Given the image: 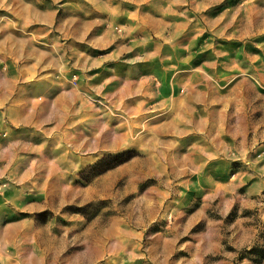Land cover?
Returning a JSON list of instances; mask_svg holds the SVG:
<instances>
[{"label":"rangeland","instance_id":"obj_1","mask_svg":"<svg viewBox=\"0 0 264 264\" xmlns=\"http://www.w3.org/2000/svg\"><path fill=\"white\" fill-rule=\"evenodd\" d=\"M20 2L0 264H264V0Z\"/></svg>","mask_w":264,"mask_h":264},{"label":"crops","instance_id":"obj_2","mask_svg":"<svg viewBox=\"0 0 264 264\" xmlns=\"http://www.w3.org/2000/svg\"><path fill=\"white\" fill-rule=\"evenodd\" d=\"M114 12V9L94 10L93 17L99 22L100 29L104 28V21H116ZM22 21L29 27L36 26V6L20 0L0 3V79L9 75L17 82V89L25 84V77L30 78L36 73L38 60L36 35L30 29L28 32L20 30Z\"/></svg>","mask_w":264,"mask_h":264},{"label":"built area","instance_id":"obj_3","mask_svg":"<svg viewBox=\"0 0 264 264\" xmlns=\"http://www.w3.org/2000/svg\"><path fill=\"white\" fill-rule=\"evenodd\" d=\"M116 29H118L120 31V28L119 27H116ZM76 79V75L73 76V80L75 81Z\"/></svg>","mask_w":264,"mask_h":264}]
</instances>
